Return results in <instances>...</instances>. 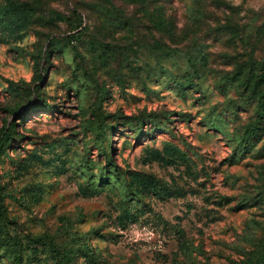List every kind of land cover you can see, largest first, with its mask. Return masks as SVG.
Returning a JSON list of instances; mask_svg holds the SVG:
<instances>
[{"label": "rangeland", "instance_id": "obj_1", "mask_svg": "<svg viewBox=\"0 0 264 264\" xmlns=\"http://www.w3.org/2000/svg\"><path fill=\"white\" fill-rule=\"evenodd\" d=\"M0 264H264V0H0Z\"/></svg>", "mask_w": 264, "mask_h": 264}]
</instances>
